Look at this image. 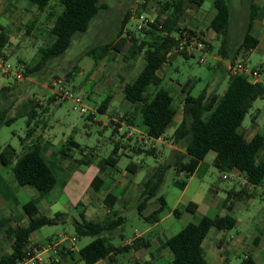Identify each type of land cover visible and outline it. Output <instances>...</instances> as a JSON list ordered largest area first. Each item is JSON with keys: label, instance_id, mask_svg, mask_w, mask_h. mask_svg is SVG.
Returning <instances> with one entry per match:
<instances>
[{"label": "rangeland", "instance_id": "374dc122", "mask_svg": "<svg viewBox=\"0 0 264 264\" xmlns=\"http://www.w3.org/2000/svg\"><path fill=\"white\" fill-rule=\"evenodd\" d=\"M164 1L142 0L141 4H138L137 0H100L101 12L92 21L88 31L74 36L71 46L64 54L50 61L44 69L37 71L33 76L27 77L24 73V78L21 80L16 79L14 75L0 76L1 87L12 81L23 85V94L17 104L33 97L41 105L38 107L41 116L38 115L36 118L40 123L39 126L32 122L29 127L27 116L19 117L11 125L0 126V153L8 144L15 147L19 155L29 145H37L52 163L58 177L56 186L43 195L37 189L20 185L10 184L4 188L7 196L17 204L10 202L8 208H0V221L10 219L5 226L0 224L5 236V241L0 243L1 255L11 252L12 239L6 236L5 227L11 224L13 226L18 223L26 224L28 215L24 211L23 204L33 200L48 216H54L58 211L66 212L68 215L66 223L47 225L34 231L31 235V246L45 243L48 239L65 238V245L70 247L75 244L77 249L73 250L76 258L69 256L70 260L65 261V264H85L80 260L79 249L91 242L94 237L83 236L73 242L72 237L76 235L73 220L80 219V213L84 210L88 219H104L109 209L105 197L108 191H111L117 196L115 209L125 218L117 232H113L112 242L119 246L126 243V240L133 242L135 237H140L144 240L152 239V245L147 248L142 246L130 253H120L115 261L106 259L99 264H173L171 251L165 243H162L165 238L200 217V213L187 211L186 205L189 201L225 200L229 191H242L243 187L238 178L232 181L223 177L224 174L230 173L222 172L215 166L213 159L216 152L210 151L199 170L187 179L188 185L184 190L174 181L177 178L184 179L185 176L177 175L173 167L167 170L158 194L166 197L168 205L160 214L159 221L150 222L144 218L159 207L157 197L151 198L140 214L138 205L143 181L159 164L169 162L174 149L184 148L182 143L176 144L172 140V134L183 121L185 95L183 86L189 83L194 96H198L203 90H206L207 96L223 94L229 82L228 64L233 63L231 58L234 56H238L236 60H247L251 68L261 71L264 82V37H260L261 42L257 49L243 51L251 0H229L232 20L230 46L227 48L226 56L230 54V59L218 54L221 39L209 33L212 14L216 12L214 0H205L200 8L190 6L180 20V26L184 28L185 33L192 28L198 34H203L204 39L214 44L215 49L213 52L206 50L207 53L196 50L194 55L189 57L173 53L170 62L160 69L159 74L163 79L161 87L168 88L172 92L177 114L161 140L146 137L145 127L142 124L141 104H132L123 93L125 84L133 81L143 69L145 52L139 54L134 62H127L124 60L123 52L113 51L105 58L99 59L98 63H95L92 55L86 53L92 46L107 42L117 43L124 38L126 50L131 44L127 38L132 34L150 39L144 31L138 30L137 15L144 13L153 20L165 19L171 11L162 9ZM13 2L11 1V5L7 8L8 1L0 0V23L7 32L10 31L9 37L12 39L4 53L15 69L21 68L24 72L25 65H35L39 60V48L53 42L55 36L51 33V27L55 16H48V12L53 11L57 14L62 6L60 0H51L50 7L46 11H40L30 4L29 0ZM256 2L264 8V0H256ZM11 8L18 9L12 12ZM129 12L130 16L127 14ZM28 27H31L30 34H27ZM259 31H264V13L255 21L253 32ZM141 34L142 36H139ZM238 48L241 52L235 55ZM202 56L205 62L201 61ZM75 66L77 70H74ZM70 71H73V77L67 84L84 97L86 104L91 107L89 113L92 114L93 119L88 117L89 113L82 114L75 110L71 99L62 101L56 99L52 101L46 112L42 111L53 95L51 89L53 80L56 76L66 78ZM148 90L153 92L154 88L149 87ZM108 97L110 98L108 109L105 113H101L99 106ZM21 110L24 111L23 108ZM15 112L16 109L13 110V113ZM130 116L133 119L132 124L127 121ZM32 127L34 130L30 134L29 129ZM239 130L247 139H251L256 133L264 134V96L254 101ZM143 136L146 138L143 139ZM70 137L80 143L81 147H74L71 157L62 158L60 149ZM152 147L155 152H148ZM110 155L119 158L116 167L106 163ZM81 158L92 160V163L82 165ZM131 163L138 166L137 172L133 173L129 170ZM12 165L13 163L4 165L0 160V176L4 179L9 177L11 183ZM104 167L102 172L101 168ZM75 170L78 172L75 180L71 182L73 184L70 183L64 191L70 172ZM96 175L103 176L106 180L100 191L94 190L91 185ZM253 193L251 199L238 201L233 211L220 208L209 213L211 216L231 213L237 217L240 223L229 229L232 234L238 231L245 234L252 230V225L256 224L260 229H264L263 185L255 187ZM175 207L180 210L179 215L174 213ZM89 209L94 212L93 215H87L86 211ZM23 218H26V221ZM213 231L208 235L209 240L216 237L217 230ZM255 250V245L250 242L247 250L238 251L240 257L238 254L231 255V264L239 262L244 252L255 253ZM256 259L258 264H264L262 253L256 254ZM62 262L61 260L60 264Z\"/></svg>", "mask_w": 264, "mask_h": 264}, {"label": "trees", "instance_id": "16d2710c", "mask_svg": "<svg viewBox=\"0 0 264 264\" xmlns=\"http://www.w3.org/2000/svg\"><path fill=\"white\" fill-rule=\"evenodd\" d=\"M63 9L59 13L48 12V16H55L51 33L55 38L49 45L39 48V60L35 65H25L24 73L27 77L35 75L39 70L44 69L50 61L64 54L71 46L73 38L78 33H84L90 28L92 21L102 10L100 0H60ZM205 0H165L162 9L171 11L165 19H155L149 26L140 31H144L148 38H141L135 34L129 35L127 39L131 41L130 46L125 50L122 39L117 43L107 42L92 46L86 54L92 55L95 63L99 59L105 58L109 53L123 52L124 60L134 62L137 56L145 52V64L143 69L133 81L127 82L124 86L125 98L132 104H141L142 124L145 127L149 138L158 139L165 135L170 123L177 114L172 92L165 87H161L162 77L158 74L160 68L170 62L169 54L173 48L179 46L181 38L185 34H194L205 43V49L213 52L214 44L206 41L203 34L200 35L192 28L185 33L180 26V20L190 6L202 7ZM29 3L40 11H46L50 7L51 0H29ZM216 13L210 21V27L216 32L217 38L221 39L218 54L226 56L227 48L230 46V27L232 20V7L229 0H214ZM264 13V8L257 4L256 0L250 2V15L245 32L243 47L245 52L251 51L257 46L259 40L253 35V29L257 18ZM130 14V13H129ZM125 21L123 22V24ZM31 27L27 28L30 34ZM139 36H142L139 35ZM10 43L9 34L0 23V56L5 57V50ZM241 49L238 48L235 55H239ZM230 53V52H229ZM233 53V51H232ZM181 55L189 57L190 54L182 51ZM194 55V54H193ZM233 57V56H232ZM235 57V58H234ZM231 58L233 62L238 58ZM230 59V58H229ZM77 70V66L74 67ZM58 77V76H56ZM73 77V71L68 72L66 81ZM190 84L183 86V121L172 134L174 143H182L184 148L173 150L172 156L167 163L159 164L142 183V192L139 200L140 214L148 205L151 198L157 197L160 205L151 214L144 216L145 220L157 222L160 214L166 209L168 203L164 195H159L160 187L164 181L165 174L169 168H174L177 175H184V179H175L174 183L185 188L189 179L197 170L201 161L210 151H215L214 164L220 171H231L238 168L246 177L248 184L255 189L263 185L264 188V134L256 133L251 139H247L239 128L242 125L247 113L252 108L253 103L259 97L264 96V82H253L246 73H232L229 69V82L223 94L206 95L203 90L198 96L192 95ZM149 87L154 91L149 92ZM23 94V85L17 81H12L0 88V126L11 125L19 117L27 116V123L30 127L36 121L41 112V106L36 99L29 97L19 104L18 100ZM54 95L49 99V103L44 107V112L49 109L54 101ZM108 97L101 102L99 110L105 113L108 109ZM22 107L24 109H19ZM16 112L13 113V110ZM88 117L92 118L89 113ZM127 121L132 124L131 116ZM113 122V121H112ZM117 123V131L118 129ZM34 127L29 129L30 134ZM81 147L73 137H70L60 149L61 157H71L72 149ZM154 147L148 152L154 153ZM141 151L144 149L140 148ZM260 156V159H259ZM0 160L4 165H12V172L18 184L23 187L37 189L41 194H46L58 183V177L47 161L41 148L37 145H29L27 151L19 155L16 148L11 144L5 146L0 153ZM119 158L110 155L106 163L116 167ZM80 163L91 164L92 160L80 159ZM129 170L135 173L138 166L134 163L129 165ZM104 183L100 175H96L92 180V188L99 191ZM250 188L243 187L241 192L229 191L224 206L232 210L238 200L248 199L254 193ZM117 196L109 192L105 197L108 205V213L103 220L88 219L85 210L80 213V219L73 220L77 238L83 236H93V240L80 248L79 256L86 264H96L103 259L115 261L118 254L140 249L142 246L149 247V239L135 237L131 243L115 245L112 242L113 232L122 225L125 218L115 209ZM81 204V203H80ZM197 203L190 202L186 209L194 212ZM24 211L29 217L26 226H7L5 232L12 239V251L10 254L0 256V264H13L23 257L31 246V235L34 231L47 225H55L67 222L68 213L58 211L54 216H48L40 211L35 201L29 200L23 204ZM176 215L180 214L177 208L174 210ZM6 218L0 224L5 226L9 221ZM237 224V218L227 213L225 215L204 216L198 223L190 222L180 231L170 236L165 242L166 246L172 251L173 264H210L206 258L204 239L212 228L232 229ZM122 237H124L122 235ZM144 240V241H142ZM48 241H52L49 239ZM74 252L67 249L65 245L60 250L61 258L67 257ZM61 259V260H62ZM60 264V263H59ZM238 264H254L251 257H244Z\"/></svg>", "mask_w": 264, "mask_h": 264}, {"label": "crops", "instance_id": "0c3cea01", "mask_svg": "<svg viewBox=\"0 0 264 264\" xmlns=\"http://www.w3.org/2000/svg\"><path fill=\"white\" fill-rule=\"evenodd\" d=\"M1 1H3V2H6V1H8V5H7V8L11 5V1H14L15 3H18V2H20V1H22V0H1ZM13 2V3H14ZM137 2H138V4H141V2H142V0H137ZM136 4V3H135ZM61 6H62V8H61V10L59 11V12H61L62 11V9H63V5L61 4ZM12 7V6H11ZM10 9V8H9ZM17 9L18 8H11V10H12V12H16L17 11ZM119 11L120 12H122V10H121V8H119ZM58 12V13H59ZM9 13V12H8ZM130 13V12H129ZM129 13H127L128 14V16H130V14ZM216 13V12H215ZM10 14V13H9ZM126 14V15H127ZM11 15V14H10ZM213 16H214V14H212V18H213ZM54 22V21H53ZM4 29H5V31H6V28L4 27ZM10 30H11V28H10ZM7 32V31H6ZM8 34H9V36H10V31H8L7 32ZM209 33H210V35H216V32L210 27V30H209ZM253 35L255 36V37H257L258 38V40H259V43L257 44V46L255 47V48H253L252 50H254V49H257L258 48V46L260 45V42H261V38L260 37H264V31L262 32V31H259L258 33H256V32H253ZM11 41H12V39H11V37H10V43H11ZM251 50V51H252ZM166 65V64H165ZM230 65V63L228 64V66ZM164 67V65L162 66V68ZM161 69V68H160ZM160 71V70H159ZM159 71H158V74H159ZM160 75V74H159ZM33 80V79H32ZM0 88H1V86H0ZM94 91V90H93ZM123 93H124V91H123ZM184 93V92H183ZM110 95H112V94H110ZM124 97H125V94H124ZM184 97V96H183ZM137 104V103H136ZM175 118V117H174ZM173 121V120H172ZM171 124V123H170ZM162 137H165V135H163ZM162 139V138H161ZM161 139H158V140H161ZM173 146V145H172ZM27 149H28V147H26L25 148V151L23 152V153H25L26 151H27ZM22 153V154H23ZM262 154L264 153V149L262 150V152H261ZM260 153V154H261ZM22 154H20V155H22ZM46 156V155H45ZM61 156V155H60ZM215 156H216V154H215ZM46 158H47V156H46ZM206 158V157H205ZM205 158L201 161V163H200V165L198 166V168H197V170H196V172L199 170V168L202 166V164H203V162H204V160H205ZM214 159H215V157H214ZM214 159H213V163H214ZM47 161H48V163L50 164V165H52V163L49 161V159L47 158ZM53 167V166H52ZM104 169H105V167L104 168H101V170H102V172L104 171ZM11 170H12V168H11ZM12 172V171H11ZM78 171L77 170H75V171H73L72 173L70 172V174H69V178H68V181L66 182V185H65V187H64V191H66V188L69 186V184L71 183V182H73L74 180H75V175H76V173H77ZM137 172V171H136ZM195 172V173H196ZM230 174L229 175H227V174H224V175H226V176H228L229 178H225V179H230V180H232V181H235L237 178H238V180L241 182V185H242V187H249L250 188V190H253L254 189V187L252 186V185H250V184H248V181H247V179H246V177H245V175L238 169V168H234V169H232L231 171H228ZM194 173V174H195ZM12 175H11V177H12V183L8 180V178H6V179H4L3 177H1L0 176V208H2V209H6V208H8L7 206H9V204H10V202H13V204H17L14 200H12L9 196H7V194H6V192H5V190H4V188L7 186V185H10V184H12V185H14V186H16V185H19L18 184V182H17V180L15 179V177H14V175H13V172L11 173ZM193 174V175H194ZM192 175V176H193ZM191 176V177H192ZM103 179H104V183H103V186H104V184H105V182H106V180H105V178L103 177V176H101ZM190 177V178H191ZM224 177V176H223ZM119 181V180H118ZM121 182V181H120ZM73 183H71V185H72ZM187 185H188V182H187ZM187 185H186V187L185 188H183V190L184 189H186L187 188ZM103 186H102V188H103ZM101 188V189H102ZM100 189V190H101ZM99 190V191H100ZM109 192H111V191H108V193ZM41 195H43V194H41ZM166 198V197H165ZM248 199H251V197L250 198H248ZM247 199V200H248ZM167 200V199H166ZM244 200V199H243ZM243 200H241V201H243ZM238 201H240V200H238ZM237 201V202H238ZM190 202H194V201H189V203ZM236 202V203H237ZM167 203H168V201H167ZM188 203V204H189ZM195 203H197V207H196V209H195V211L193 212V213H200V217L197 219V220H195L193 223H198L200 220H201V218H203L204 216H206V215H208V216H211V214L209 213L210 211H218V210H220V208H226V209H228V207H226V206H224V200H217V201H210V200H204L203 202L201 201V202H195ZM236 203L234 204V207H235V205H236ZM187 204V205H188ZM187 205H186V207H187ZM234 207H233V209H234ZM174 209H177V207H175ZM233 209L232 210H230V211H233ZM41 211V210H40ZM188 211V210H187ZM42 212V211H41ZM43 213V212H42ZM86 213H87V215L88 214H92L93 215V213L94 212H91L90 211V209L88 210V211H86ZM218 215V214H217ZM214 216H216V215H214ZM214 216H212V217H214ZM237 218V217H236ZM24 219V218H23ZM99 220H101V219H99ZM103 220V219H102ZM24 221H26V218L24 219ZM28 223H29V217H28V220H27V222H26V224H17L16 226H13L12 224H11V226H13V227H15V228H17L18 226H26V225H28ZM240 223V221L237 219V224H236V226L238 225ZM235 226V227H236ZM7 227V226H6ZM5 227V228H6ZM214 229H216L217 231H216V237H214L213 239H208V235L209 234H211V232H214L213 230ZM3 231V229L1 230L0 229V243H2V242H4L5 240H4V238H5V236H4V231ZM141 234L139 233V236H140ZM208 235L206 236V238L204 239V242H203V246H204V248H205V252H206V258H207V260L209 261V263L210 264H231V261H230V257H231V255L232 254H238V251L240 250V249H245V250H247L248 249V247H249V243L250 242H252L254 245H255V248H256V250H255V253H253V252H251V251H246V252H244V254H243V256L241 257V259H240V261L244 258V257H251L252 259H253V261H254V264H258L257 263V259H256V254L258 255V254H263V257H264V229H260L259 228V226L256 224V225H252V230H249L248 232H246L245 234H242V232L241 231H238L236 234H232L231 232H230V230L229 229H217V228H212L210 231H209V233H208ZM6 236H8V235H6ZM76 236V235H75ZM56 237H60V236H56ZM77 237V236H76ZM229 237V238H228ZM9 238V237H8ZM169 238V237H168ZM168 238H165V240H164V242L162 243V244H164L166 241H167V239ZM11 239V238H10ZM30 240H31V238H30ZM49 240V239H48ZM77 240H78V238H77ZM76 240V241H77ZM127 241H129V240H126V243H131V242H127ZM133 241V240H132ZM151 245H152V239H151ZM63 245H65V244H63ZM150 245V246H151ZM66 247H67V249H69V246H67V245H65ZM149 246V247H150ZM147 248V247H146ZM77 250V249H76ZM80 250V249H79ZM170 250V249H169ZM11 251H12V245H11ZM171 251V250H170ZM11 253V252H10ZM10 253H8V254H10ZM130 253V252H129ZM8 254H6V255H8ZM171 254H172V251H171ZM4 255V254H3ZM0 256H1V254H0ZM69 256H71L72 258H76V256L75 255H73V254H69L67 257H65V258H63L62 259V263L61 264H65V261H68V260H70L69 259ZM238 256L240 257L241 255H240V253L238 254ZM116 258H117V256H116ZM116 258H115V260H116ZM172 259H173V254H172ZM81 260V259H80ZM103 260H106V259H103ZM108 261H110L109 259H107ZM239 261V262H240ZM81 262H84V261H82L81 260ZM102 262V260L101 261H99L98 263H96V264H99V263H101ZM239 262H237L236 264H238ZM85 263V262H84ZM86 264V263H85Z\"/></svg>", "mask_w": 264, "mask_h": 264}, {"label": "built area", "instance_id": "2783aa9c", "mask_svg": "<svg viewBox=\"0 0 264 264\" xmlns=\"http://www.w3.org/2000/svg\"><path fill=\"white\" fill-rule=\"evenodd\" d=\"M135 12V10H133ZM135 14V13H134ZM138 18V30L143 29L146 26H149L153 19H151L147 14L141 13L137 15ZM196 50L207 53L205 49V43L200 40L197 35L194 34H185L177 48H173L169 54V59L173 53H180L182 51L193 55ZM201 61L205 62V58L202 56ZM167 62L166 64H168ZM25 67V66H24ZM229 69L232 73H246L249 75L250 79L253 82L262 81L263 74L261 71H257L255 68H251L247 60L238 59L236 62H233L229 65ZM14 75L16 79L21 80L24 78V72L19 69H15L12 64L9 63L8 59L3 56H0V76L10 77ZM53 95L55 100L58 101L71 99L73 101V108L78 110L82 114H87L90 112L91 107L86 104L84 97L80 92H76L72 87L68 86L66 78L56 77L52 82ZM148 137V135H145ZM143 136V139L146 138ZM149 138V137H148ZM162 137L158 138L161 139ZM224 178H229L224 175ZM65 238H58L52 241H47L45 243H36L30 246L26 251L25 255L18 259L13 264H59L61 262L60 250L64 244ZM77 237L73 236L72 241H76ZM70 250H76L75 244L69 247Z\"/></svg>", "mask_w": 264, "mask_h": 264}]
</instances>
